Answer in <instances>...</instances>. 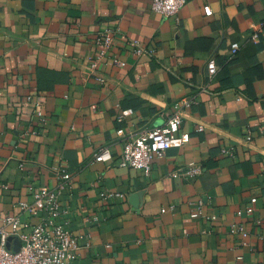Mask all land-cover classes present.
I'll return each instance as SVG.
<instances>
[{
	"label": "crops",
	"instance_id": "crops-1",
	"mask_svg": "<svg viewBox=\"0 0 264 264\" xmlns=\"http://www.w3.org/2000/svg\"><path fill=\"white\" fill-rule=\"evenodd\" d=\"M151 5L0 0V225L40 224L47 214L20 204L68 172L58 222L80 245L69 264H264V0H187L171 18ZM105 29L115 46L97 62ZM177 111L185 145L155 155L149 174L117 165L126 139ZM102 146L113 162L95 160Z\"/></svg>",
	"mask_w": 264,
	"mask_h": 264
},
{
	"label": "built area",
	"instance_id": "built-area-1",
	"mask_svg": "<svg viewBox=\"0 0 264 264\" xmlns=\"http://www.w3.org/2000/svg\"><path fill=\"white\" fill-rule=\"evenodd\" d=\"M187 0H152L151 8L154 12L165 18H171L178 15L180 10L186 5ZM206 15H211L212 10L209 6L204 8ZM117 31L105 29L98 32L96 44V61L100 62L108 57L115 46ZM259 35L253 34L252 43H257ZM130 48L136 52H144L143 46L137 41H129ZM241 49L239 43L231 46L230 55L235 56ZM211 77L217 73V64L211 60L208 64ZM190 100H184L180 105L189 106ZM38 108L35 114L40 115V103L36 104ZM128 112H125V114ZM182 117L177 111L162 128L151 130L144 129L136 137H130L124 141L123 151L119 156L117 165L124 168H133L144 174H149L152 170V159L155 155H163L166 150L185 145L189 139V134H180V125ZM200 126L198 131H202ZM119 135L124 136V131L120 130ZM247 142H251V135L245 137ZM223 154L232 156L233 151L230 147H223ZM95 160L102 163L113 162V153L108 146H102L95 154ZM202 171L200 166L191 164L186 171L187 175H198ZM177 177V175H174ZM71 183V175L68 172L61 174V182L57 189L50 190L41 188L34 196L32 203H22L21 208L32 215L39 212H45L42 222L36 226L28 223H22L17 216H6L0 225V264H69L75 260L80 249L79 240L72 236L64 224L58 222L62 207L60 195L67 185ZM108 196H112L109 194ZM199 206L203 203L198 202ZM252 210L248 212L251 213ZM238 212L237 216L241 217ZM202 216L198 209L191 212L193 219ZM233 234L243 235L246 232L245 226L241 222H235L231 225ZM17 238L21 247L17 252L7 248L9 238ZM13 246V245H12Z\"/></svg>",
	"mask_w": 264,
	"mask_h": 264
},
{
	"label": "water",
	"instance_id": "water-1",
	"mask_svg": "<svg viewBox=\"0 0 264 264\" xmlns=\"http://www.w3.org/2000/svg\"><path fill=\"white\" fill-rule=\"evenodd\" d=\"M20 247H21V243L17 238H13V237L9 238L8 243H7L8 249H11L14 252H17Z\"/></svg>",
	"mask_w": 264,
	"mask_h": 264
}]
</instances>
